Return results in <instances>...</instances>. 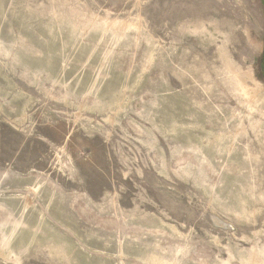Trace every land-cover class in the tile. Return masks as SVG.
Masks as SVG:
<instances>
[{"label":"rangeland","instance_id":"374dc122","mask_svg":"<svg viewBox=\"0 0 264 264\" xmlns=\"http://www.w3.org/2000/svg\"><path fill=\"white\" fill-rule=\"evenodd\" d=\"M0 264H264V0H0Z\"/></svg>","mask_w":264,"mask_h":264}]
</instances>
